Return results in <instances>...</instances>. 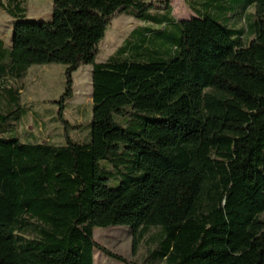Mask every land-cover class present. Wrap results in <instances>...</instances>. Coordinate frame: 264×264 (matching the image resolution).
Listing matches in <instances>:
<instances>
[{
  "label": "trees",
  "instance_id": "1",
  "mask_svg": "<svg viewBox=\"0 0 264 264\" xmlns=\"http://www.w3.org/2000/svg\"><path fill=\"white\" fill-rule=\"evenodd\" d=\"M28 1L0 0L16 21L11 48L0 39V264H135L95 240L119 226L134 251L159 228L166 264H264V0H185L181 21L172 0H53L47 23L26 21ZM121 14L144 26L97 63ZM50 64L62 120L92 66L89 141L2 139L26 114L12 82Z\"/></svg>",
  "mask_w": 264,
  "mask_h": 264
},
{
  "label": "rangeland",
  "instance_id": "2",
  "mask_svg": "<svg viewBox=\"0 0 264 264\" xmlns=\"http://www.w3.org/2000/svg\"><path fill=\"white\" fill-rule=\"evenodd\" d=\"M152 1V0H148ZM173 14L179 21L193 16L185 0H172ZM28 22H50L52 19L53 0H29L27 3ZM16 21L0 9V39L7 48H11L13 25ZM144 26L134 18L121 14L109 25L106 36L100 45L97 63H104L124 45L131 33ZM20 93L21 105L26 114L18 122L12 123L2 139H18L24 144L50 143L63 146L67 137L75 142L87 143L92 122V66H82L73 76V97L67 101L62 117L59 102L64 94L66 78L63 65H36L28 69L25 77L12 82ZM117 123L127 126L128 118H117ZM68 125L69 131L66 132ZM102 168L112 170L108 163H101ZM118 183H112L116 188ZM264 217V216H263ZM159 228L149 231L145 238L133 248V235L128 227L95 228V240L108 251L119 255L135 264H166L164 260L155 261L152 253L156 250L154 242ZM94 264H125L114 260L102 252L95 251Z\"/></svg>",
  "mask_w": 264,
  "mask_h": 264
}]
</instances>
